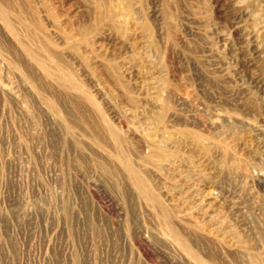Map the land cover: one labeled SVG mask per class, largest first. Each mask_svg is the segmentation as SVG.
Masks as SVG:
<instances>
[{
	"label": "rangeland",
	"instance_id": "1",
	"mask_svg": "<svg viewBox=\"0 0 264 264\" xmlns=\"http://www.w3.org/2000/svg\"><path fill=\"white\" fill-rule=\"evenodd\" d=\"M0 264H264V0H0Z\"/></svg>",
	"mask_w": 264,
	"mask_h": 264
}]
</instances>
